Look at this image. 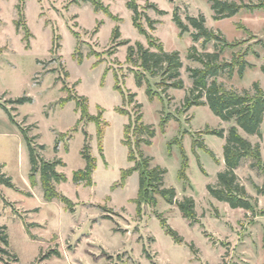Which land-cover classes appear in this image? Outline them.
Listing matches in <instances>:
<instances>
[{"label": "rangeland", "instance_id": "obj_1", "mask_svg": "<svg viewBox=\"0 0 264 264\" xmlns=\"http://www.w3.org/2000/svg\"><path fill=\"white\" fill-rule=\"evenodd\" d=\"M100 1L107 9L84 0H26L32 34L27 47L25 31L18 32L14 23L21 0H0V103L15 120L0 106V164L15 184V188L0 184V224L7 226L10 250L19 258L13 264H264V195L257 191L264 184V170L252 165L257 162L253 158L243 159L236 169L254 199V212L231 208L209 194L207 185L216 184L217 174L225 169L226 138L206 130L224 129L227 136L236 123L222 120L208 106H186L193 85L188 67L201 66L188 58V50L196 45L200 51H214V41L194 42L193 28L180 35L173 21L177 7L186 22L187 15L204 14L210 29L235 44L226 47L221 57L248 62L242 77L235 72L232 78L225 74L218 81L252 94L257 82L264 93V7H256L264 0H235L255 8H243L235 17L221 20L213 18L208 0H137L145 14L159 21L153 30L142 17L147 32L162 41L167 51L178 50L183 61V89L164 92L158 86L160 78L148 75L157 94L154 99L146 93V83H136L133 70L137 67L127 60L128 45H116L129 39L131 44L148 46L147 37L134 25L128 0ZM151 3L167 13L148 7ZM116 25L121 37L113 43ZM75 52L83 55L82 62ZM117 81L121 88L116 87ZM129 92H136L142 104V121L156 129L152 143H142L141 150L153 158L152 166L167 168L164 184L176 189L178 200L195 199L193 223L177 204H169L159 194L156 205L143 203L138 211L139 173L125 175L140 159L135 141L126 140L127 127L136 124ZM24 95L33 101L12 109L8 100ZM76 96L88 99L85 110ZM261 130L262 136L241 129L240 133L260 144L264 161V124ZM22 131L36 136L41 159L65 163L56 169L67 181L56 183V189L71 199L73 209L58 198H44L40 172L34 174L32 184ZM86 138L96 158L92 185L73 181L74 171L86 166L81 153ZM182 153L188 159L183 180L179 178ZM162 220L177 231L180 241L167 234Z\"/></svg>", "mask_w": 264, "mask_h": 264}, {"label": "trees", "instance_id": "obj_2", "mask_svg": "<svg viewBox=\"0 0 264 264\" xmlns=\"http://www.w3.org/2000/svg\"><path fill=\"white\" fill-rule=\"evenodd\" d=\"M84 1L92 2L97 9H107L100 0ZM208 1L214 12L213 18L215 20L233 17L243 8H249L250 10L255 8V6H250L235 0ZM25 3L26 0H21V2L17 4L18 18L14 23L18 32L22 29L25 31L26 35L24 36V39L28 41L27 47H29V38L32 34L27 24ZM127 7L133 11L134 25L140 33L147 37L148 46H145L141 42L131 44L129 39L116 43V40L121 37L119 25H116L114 28L112 38L113 43H116V45H128L127 60L137 67L136 70H133L137 85L143 86L144 83L147 84L146 93L150 99H154L157 94L153 92L151 88L148 75L160 78L158 86L162 88L164 92L169 88L183 89L185 83L181 72L183 67L181 53L178 50L167 51L162 41L147 32V29L141 22L142 17H146L149 27L153 30L156 28L155 25L159 21L154 20L150 18L149 15L145 14L137 0H128ZM148 7L154 8L161 14L167 13L165 10L158 8L156 3H151ZM256 7H264V5L259 4ZM113 18L119 20L116 16H113ZM186 20L187 22L180 15L179 8H175L173 12V21L178 26L180 35L190 32L191 28H193V31L191 32L192 40L197 42L200 39H203L204 45L210 41H214V51H200L196 45H192L189 48L188 58L199 62L201 66L188 67L193 85L190 88L188 95L185 97V104L187 107L208 106L210 110L222 120H235L236 123L230 128L227 136L224 129L207 128L206 130V134L226 138V142L223 146L225 169L217 174V183L208 184L207 189L212 197L228 203L231 208H241L254 212V199L248 193L245 185L240 182L236 169L240 166L243 159L253 158L257 162H254L252 165L261 166L264 170V161H262L260 144H253L240 133L241 129L247 134L262 136L261 129L264 124V93L258 87L257 82L254 83L255 93L253 94L249 90H245L241 93L237 90L229 89L223 83L219 82L218 77L225 74L228 75L229 78H232L235 72H238L239 76L242 77L248 62L244 59L228 61L221 57L226 47H232L235 44L229 42L222 32L210 29L206 25V17L204 14L201 13L198 16L187 15ZM59 37L60 36H58L57 39ZM93 53L94 52H91L89 54ZM75 56H79V60L82 62L83 55L80 52H75ZM65 75L69 76L68 70H65ZM118 83L119 82L117 81L116 87L121 88ZM127 96L128 98L130 97L131 103L135 102L136 124L133 128L131 125L127 127L126 140L129 143H132L133 140L135 141L140 154V159L136 162L135 166L125 172V175H130L134 171H138L139 173V189L137 198L135 199V202L138 205V211L141 209L143 203L156 205L157 198L155 195L159 194L169 204H177L183 216L193 223L197 216L195 199L192 196H184L182 199L178 200L176 198V189L174 187H167L164 184V178L168 172L167 168L160 165L152 166L151 161L153 158L144 155V152L141 150V144L145 143L150 145L152 143V138L156 135V129L153 125L145 124L142 121V104L136 100L137 93L129 92V95ZM75 99L79 101L81 107L85 110L88 99L84 96H76ZM32 101L33 99L31 97L24 95L12 98L8 100V103L14 105L12 109H16V106ZM0 106L9 115L11 121L15 123L14 117L11 115L7 106L1 103ZM123 111L128 112L126 110ZM90 118L92 119L93 117ZM162 122L164 125L166 122L165 119ZM22 134L29 151L31 162L30 180L32 184L36 183L34 174L40 172L44 189V198L47 201H52L53 199L58 198L68 209H73V202L71 199L56 189V183L67 181V176L64 173L58 172L56 169L58 165H65L63 160L41 159L36 148V142H34L36 136L30 137L25 131H22ZM39 147L43 150L45 149V146L42 144H40ZM201 147L213 156V152L207 147L203 145ZM81 153L86 160V166L83 169L74 171L73 181L75 183L92 185L93 172L96 167V158L90 153V146L87 138ZM182 155L183 161L179 171V178L183 180L187 177L186 169L188 167V159L185 157V153H182ZM3 167L4 165L0 164V184L15 188L13 178L6 172H3ZM257 191L259 194L264 195V184L257 187ZM162 224L167 234L172 236L175 240L180 241L177 231L172 229L167 224V221L162 220ZM54 252L59 255L58 251L54 250ZM51 253L53 252H50L48 255ZM45 257L48 256L46 255ZM18 261V256L10 250L8 228L6 225L0 224V264H13V262Z\"/></svg>", "mask_w": 264, "mask_h": 264}, {"label": "crops", "instance_id": "obj_3", "mask_svg": "<svg viewBox=\"0 0 264 264\" xmlns=\"http://www.w3.org/2000/svg\"><path fill=\"white\" fill-rule=\"evenodd\" d=\"M239 13V12H238ZM236 16V15H235ZM235 16H233V17H235Z\"/></svg>", "mask_w": 264, "mask_h": 264}]
</instances>
